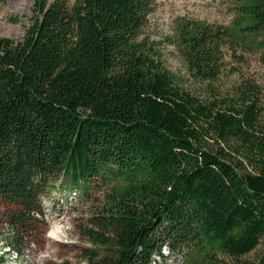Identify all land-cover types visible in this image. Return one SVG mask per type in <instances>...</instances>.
<instances>
[{"label":"trees","instance_id":"obj_1","mask_svg":"<svg viewBox=\"0 0 264 264\" xmlns=\"http://www.w3.org/2000/svg\"><path fill=\"white\" fill-rule=\"evenodd\" d=\"M6 0H0V5ZM155 0H37L21 41L0 37V242L26 248L58 184L100 204L85 264H264V103L245 80L203 99L141 39ZM230 27L177 24L171 45L195 80L223 49L260 53L264 0H234ZM246 165L252 169L248 171ZM166 256V257H167Z\"/></svg>","mask_w":264,"mask_h":264},{"label":"rangeland","instance_id":"obj_2","mask_svg":"<svg viewBox=\"0 0 264 264\" xmlns=\"http://www.w3.org/2000/svg\"><path fill=\"white\" fill-rule=\"evenodd\" d=\"M37 0H6L0 5V37L21 41L26 30L37 16ZM52 2L53 0H40ZM234 0H155L141 39L155 52L169 72L175 75L180 87L203 99L221 100L232 95L235 88L245 80L254 81L261 89L264 103V65L260 53H246L243 48L232 54L223 49L221 74L216 81L201 82L192 78L185 63L171 45L177 24L181 20H196L209 25L230 27L234 19ZM248 171H252L246 165ZM59 184V183H58ZM42 200V216L30 243L19 254L7 252L0 242V264H85L86 249L93 246L85 235L88 219L100 204L102 190L99 186L80 198L77 193H67L58 187ZM264 253V237L257 248L241 258L242 262H256ZM156 258L155 264H182L180 257ZM167 256V257H166ZM221 264H235V260L217 255ZM190 264H202L201 261Z\"/></svg>","mask_w":264,"mask_h":264}]
</instances>
